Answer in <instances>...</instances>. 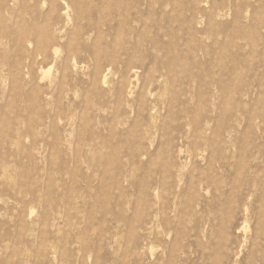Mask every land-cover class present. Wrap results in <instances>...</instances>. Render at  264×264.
Wrapping results in <instances>:
<instances>
[{"label": "rangeland", "instance_id": "rangeland-1", "mask_svg": "<svg viewBox=\"0 0 264 264\" xmlns=\"http://www.w3.org/2000/svg\"><path fill=\"white\" fill-rule=\"evenodd\" d=\"M52 4L0 38V264H264V0Z\"/></svg>", "mask_w": 264, "mask_h": 264}, {"label": "bare ground", "instance_id": "bare-ground-1", "mask_svg": "<svg viewBox=\"0 0 264 264\" xmlns=\"http://www.w3.org/2000/svg\"><path fill=\"white\" fill-rule=\"evenodd\" d=\"M54 1L55 0H51V2ZM45 2H47V0H0V38L12 36L13 34L15 36L16 34L18 35L17 37L25 43L33 41L32 36L41 34L49 24V15L54 9V4L50 6L49 13H47L42 20H33L32 26H28L25 20L27 14L33 12L32 8H30L32 3L35 9H37V7L43 8V3ZM21 22L25 24L22 27L19 25ZM38 43L39 48L44 50L49 43V39L48 37L40 36ZM53 54L57 58L59 55L58 49H55ZM104 82H106V80H104Z\"/></svg>", "mask_w": 264, "mask_h": 264}]
</instances>
